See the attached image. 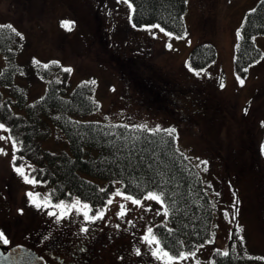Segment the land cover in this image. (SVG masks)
Masks as SVG:
<instances>
[{"label":"rangeland","instance_id":"1","mask_svg":"<svg viewBox=\"0 0 264 264\" xmlns=\"http://www.w3.org/2000/svg\"><path fill=\"white\" fill-rule=\"evenodd\" d=\"M258 1L188 0V33L179 39L151 27L156 24L132 25L128 0H0V23H9L24 35L22 64L34 59L58 61L72 69L70 91L83 80L93 84L98 109L80 119L174 129L179 147L191 162L203 163L199 171L211 186L210 194L215 192V245L226 246L237 215L248 251L264 256V33L254 37L261 58L244 77L234 70L239 27ZM64 21L70 22V31L62 26ZM200 42L212 43L216 57L194 69L188 58ZM4 64L0 52V68ZM40 83V78L30 73L28 88L36 89ZM44 87L42 82L37 94L29 90L28 100L39 96ZM55 128L43 141L44 147L64 148V143L59 144L62 137L59 142L55 139L59 132ZM0 137L9 138L6 130L0 129ZM0 148L6 153H0V231L8 240L5 244L0 239L3 249L22 243L39 250L48 243L66 241L68 247L58 245L55 252L75 263L90 252L89 264H162L152 255L155 245L149 246L143 237L148 228L168 222L164 204L147 199V195L132 196L141 201L133 204L126 199L131 195L115 190L102 217L88 220L84 210L68 209L61 218L60 209H38L29 200V191L39 192L41 198L49 196L50 186L41 181L27 184L16 173L11 139L0 140ZM33 165L28 160L15 164L23 166L27 174ZM84 175L101 186L106 182ZM117 191L122 195H116ZM81 245L84 253L77 254ZM213 246L195 248L193 255L178 264H209ZM70 249L77 256H72Z\"/></svg>","mask_w":264,"mask_h":264},{"label":"trees","instance_id":"2","mask_svg":"<svg viewBox=\"0 0 264 264\" xmlns=\"http://www.w3.org/2000/svg\"><path fill=\"white\" fill-rule=\"evenodd\" d=\"M128 1L135 9L131 12L132 25L159 24L177 36L187 35L188 0ZM13 28L15 32L0 28V52L5 60L0 68V123L10 129L6 131L9 138L18 142L14 163L28 160L34 164L28 175L49 184L52 204L61 201L70 204L78 198L89 205L88 212L94 215L104 210L115 190L135 198L163 192L168 222L157 223L152 229L163 239L166 250L188 254L200 246L214 244L209 264H264V256L250 253L242 241L237 215L226 246L215 245L218 232L215 192L214 196L210 194L211 186L201 175L203 163L198 166L191 162L179 147L175 131L169 134L171 128L167 127L80 119L98 109L93 84L83 80L70 91V72L58 61L43 63L34 59L22 64L24 35ZM260 33H264V0L246 12L239 27L234 54L238 77L246 76L248 68L261 58L262 50L254 39ZM215 57V46L200 42L190 51L188 64L199 69ZM30 73L45 82L41 94L32 100H28L29 90L37 94L41 83L38 88L29 89ZM53 128L59 131L55 139L58 141L61 136L63 142H58L64 143L61 146L64 148L43 146ZM85 173L106 182L101 186Z\"/></svg>","mask_w":264,"mask_h":264},{"label":"snow or ice","instance_id":"3","mask_svg":"<svg viewBox=\"0 0 264 264\" xmlns=\"http://www.w3.org/2000/svg\"><path fill=\"white\" fill-rule=\"evenodd\" d=\"M132 11L134 12L135 9L133 8ZM63 27H65L66 29H68L69 31L71 30V24L69 21H64L62 24ZM9 28L12 31H16L12 25H0V28ZM152 28H158L161 32H165V29L163 27H161L159 24L156 25H152ZM167 36L171 37L173 34L171 32H166L165 33ZM17 35H19V33H17ZM177 39H179L180 37L177 36ZM169 47H171V45H168ZM65 71L67 72H71L72 69L67 68L65 69ZM244 71H247V69H244ZM243 80H240V83L243 84ZM223 86V85H222ZM0 129H4L6 131H10V129H5V125L3 123H0ZM175 130L174 129H169L168 132L169 134L173 133ZM5 139H10L7 137H0V140H5ZM11 143L13 145V148L17 147V141L15 139L11 140ZM0 153L6 154L3 148H0ZM205 164L207 163L206 161L204 162ZM14 170L16 171V173L21 176L24 180L25 183L30 184V185H35L38 182L34 179V178H30L29 175L26 173V169L23 166H15L14 164ZM29 200L31 201V203L36 207V208H45V207H55L57 209H60V217L63 218L65 215H67V210L68 209H77V211L80 210H84L83 211V215L86 219L88 220H95L97 218L102 217L103 213H100V216L97 217H93V216H89V212L87 211L89 209V205L88 204H81V201L79 199H77L74 203L72 204H66L65 202L61 201L59 204L56 205H52L51 204V199L49 196H46L44 198H41V194L39 192L37 193H33L31 191H29L27 193ZM116 195H122L121 192L117 191ZM126 199L132 201L133 204H141V201L139 199H134L132 196H126ZM147 199L149 200H153L156 201L160 204H164L165 200H164V193L163 192H149L147 195ZM108 203H112L111 200L108 201ZM123 208V206H121ZM22 211V210H21ZM123 215V212L121 213ZM164 214L167 215L168 214V209L167 207L164 208ZM49 215H53L55 216L56 213L55 212H50ZM83 231L87 232V228H84ZM147 235H145L143 237V240L149 245V246H153L155 245V247L152 248V255L159 261L162 262V264H178L179 261H183L188 259L191 255H193L192 253H184L183 251H177V252H171L169 250H166L167 246L164 244V241L162 238H158V236L156 234H154L153 229L150 227L147 230ZM0 239L3 240V242L5 244L8 243V240L6 237H4V234L2 231H0ZM139 252V250H137ZM225 255H228L227 253H225Z\"/></svg>","mask_w":264,"mask_h":264},{"label":"water","instance_id":"4","mask_svg":"<svg viewBox=\"0 0 264 264\" xmlns=\"http://www.w3.org/2000/svg\"><path fill=\"white\" fill-rule=\"evenodd\" d=\"M0 264H46L42 256L21 243L10 245L6 249L0 246Z\"/></svg>","mask_w":264,"mask_h":264},{"label":"flooded vegetation","instance_id":"5","mask_svg":"<svg viewBox=\"0 0 264 264\" xmlns=\"http://www.w3.org/2000/svg\"><path fill=\"white\" fill-rule=\"evenodd\" d=\"M61 246L62 247H68L67 242L66 241H61V242H52V243H48L46 245H44L43 249H36L34 247H30L32 249H34L38 255L42 256L45 260L46 264H89V260H90V252L85 253L86 257L82 260V261H78L77 263L75 262H71L69 260H65L60 254H58L57 252H55V248L57 246ZM74 247H77L76 244H74ZM79 252L77 254H81L84 253L85 247L84 245H81V247H78ZM82 250V251H81ZM125 251V255H127L129 253V251H127L125 248L123 249V253ZM70 254L72 256L76 255V253H74L73 249H70Z\"/></svg>","mask_w":264,"mask_h":264}]
</instances>
